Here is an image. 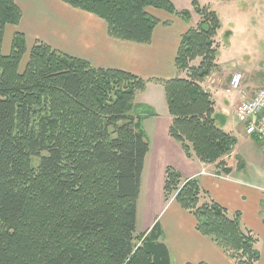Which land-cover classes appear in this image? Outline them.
Segmentation results:
<instances>
[{"label":"trees","instance_id":"obj_1","mask_svg":"<svg viewBox=\"0 0 264 264\" xmlns=\"http://www.w3.org/2000/svg\"><path fill=\"white\" fill-rule=\"evenodd\" d=\"M60 1L103 20L110 37L138 44H148L160 23L148 9L187 24L198 16L180 37L179 75L161 81L172 119L168 134L187 157L229 173L225 157L237 139L217 123L221 115L202 85L218 68L217 13L197 0L191 10L171 0ZM21 17L15 0H0V264H171L158 222L136 230L149 149L141 121L153 112L135 96L148 80L41 41L28 47L18 31L3 53L6 27ZM163 195L235 264L257 263L256 235L196 178L166 167Z\"/></svg>","mask_w":264,"mask_h":264},{"label":"crops","instance_id":"obj_2","mask_svg":"<svg viewBox=\"0 0 264 264\" xmlns=\"http://www.w3.org/2000/svg\"><path fill=\"white\" fill-rule=\"evenodd\" d=\"M15 1L22 12L18 25L26 21L25 27L17 31L24 34L28 47L41 41L93 66L124 70L148 80L145 89L135 96V101L138 94L145 96V101L140 104L153 112L141 121L149 149L141 175L136 229L140 227V233L145 232L158 222L160 240L169 251L171 264H235L195 229L191 214L174 200H164V171L166 167H172L184 178H196L201 188L230 213H239L242 226L258 239L256 247L260 257L256 264H264V192L261 190L264 188V154L257 139L245 133L244 124L233 113L234 106L243 96H251L256 85L250 86L249 80L245 79L241 86L244 90L223 95L224 91L230 92L223 86L225 83L220 87L215 85L216 73L202 84L214 101L215 112L221 115L217 123L237 139L233 151L225 157L229 173H224L217 164H204L195 157H187L180 144L168 134L172 119L161 81L179 75L174 58L181 35L196 23L191 24L193 15L187 24L174 15L148 9L160 23L148 44H138L110 37L103 20L60 0ZM28 5H32L31 9H26ZM164 21L169 23L163 24ZM239 70L246 77L247 69Z\"/></svg>","mask_w":264,"mask_h":264},{"label":"rangeland","instance_id":"obj_3","mask_svg":"<svg viewBox=\"0 0 264 264\" xmlns=\"http://www.w3.org/2000/svg\"><path fill=\"white\" fill-rule=\"evenodd\" d=\"M175 7L181 9H192V0H171ZM201 5H207L215 11L220 19L221 27L215 38V46L219 50L217 57L218 68L214 76V83L217 87L220 84L229 88V80L233 72L242 74L241 86L245 84V79L249 80L250 86H255L257 90L264 87V0H197ZM21 2H23L21 0ZM32 5L26 7L31 9ZM37 11V7H35ZM29 11V10H27ZM38 11L41 12L39 9ZM95 18V15L91 14ZM191 24L198 20V16L193 13ZM172 17V16H171ZM99 20V18H97ZM173 20V19H172ZM25 22L18 26L9 25L6 27L2 51L8 52L13 30H21L25 27ZM11 31L13 33H11ZM26 61L24 57L21 69ZM197 62V61H196ZM239 69H247V75ZM222 90H225L222 87ZM240 91L223 92V95H231ZM222 93V92H221ZM145 96L138 94L136 103L145 101ZM156 223V222H155ZM140 231V227L137 229Z\"/></svg>","mask_w":264,"mask_h":264},{"label":"built area","instance_id":"obj_4","mask_svg":"<svg viewBox=\"0 0 264 264\" xmlns=\"http://www.w3.org/2000/svg\"><path fill=\"white\" fill-rule=\"evenodd\" d=\"M242 80V74L234 72L230 77L227 91H240ZM233 113L244 124L245 133L257 139L264 154V87L255 90L249 97L243 96L234 106ZM261 190L264 192V188Z\"/></svg>","mask_w":264,"mask_h":264}]
</instances>
